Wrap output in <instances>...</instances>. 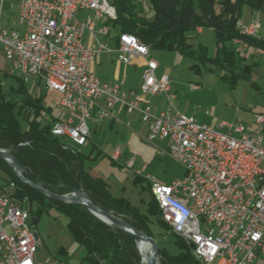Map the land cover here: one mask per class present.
I'll use <instances>...</instances> for the list:
<instances>
[{"label":"built area","instance_id":"1","mask_svg":"<svg viewBox=\"0 0 264 264\" xmlns=\"http://www.w3.org/2000/svg\"><path fill=\"white\" fill-rule=\"evenodd\" d=\"M115 9L111 0H20L21 29L0 28V54L9 74L60 94L52 134L65 141L66 149L80 151L88 144L97 103H106L101 117L123 105L148 127L147 142L166 141L170 156L186 170L170 186L146 178L163 221L193 245L194 259L200 264H264V114L250 126L221 123L216 129L173 107L155 111L148 100L169 97L170 79L157 76L159 65L149 47L129 34L119 36L118 58L125 65L145 61L139 88L127 91L103 83L88 68L98 55L113 52L105 43L110 26L100 22L113 23ZM81 12H88L84 20ZM260 30L259 20L240 27L242 35L264 40ZM87 34L93 45L86 44ZM255 52L264 55L262 49ZM120 156L119 150L114 160ZM125 166L134 169V160ZM14 188L10 184L0 193V264H66L37 260L41 240L26 204L12 198Z\"/></svg>","mask_w":264,"mask_h":264},{"label":"trees","instance_id":"2","mask_svg":"<svg viewBox=\"0 0 264 264\" xmlns=\"http://www.w3.org/2000/svg\"><path fill=\"white\" fill-rule=\"evenodd\" d=\"M111 1L117 13L112 27L120 35L137 37L151 52H173L191 58L208 72L217 69L232 87L240 81H249V75L237 72L252 69L245 64L248 58L235 49L234 42L247 44L251 56L254 49H264L263 40L243 36L238 29L244 8L264 12V0H150L151 19L139 7V0ZM199 29L214 31L216 53L213 57L205 47L191 42ZM57 120L56 110L23 82L17 80V86H11L7 93L0 83V149L7 150L23 165L27 181L59 196L81 191L95 206L151 238H155L153 228L163 231V226L169 227L152 192V200L144 207H137L128 199L113 196L103 179L93 177L87 170L89 157L82 151L64 148L65 141L52 134ZM0 170L11 175V183L15 185L11 196L27 203L35 223L44 212L52 210L68 220V229L85 250L88 262L142 264L130 235L105 224L81 205L45 196L21 181L12 166L1 158ZM175 235L170 236L174 238L177 252L172 254L159 245V264H200L193 257L192 248Z\"/></svg>","mask_w":264,"mask_h":264},{"label":"rangeland","instance_id":"3","mask_svg":"<svg viewBox=\"0 0 264 264\" xmlns=\"http://www.w3.org/2000/svg\"><path fill=\"white\" fill-rule=\"evenodd\" d=\"M139 1V7L143 8L148 18H152L153 13L149 10L150 0ZM19 2L20 0H0L2 28L10 29L16 26ZM87 14L88 12H81L79 13V18L84 20ZM257 20L260 21L261 26L264 25V12L257 13L256 11H252L248 7H245L241 18L242 23L239 22L238 24L239 31L241 26H248ZM260 37H262L261 30ZM191 42L205 47L211 57L216 53V38L214 33L210 31H206L202 36H194ZM234 43L242 45L243 55L249 54L248 52H250V48L247 44L242 43L241 41H235ZM244 45H246L247 48H245ZM256 49L253 50L255 55L264 56L256 53ZM151 58L160 65L161 72H168L169 74L171 82V91L169 95L174 109L196 118L200 123H246V120L249 119L251 115L257 113V100L261 99V96L258 94L257 88L252 86L253 83L257 84V78H254L251 83L240 81L236 86L232 87L230 83L221 78L220 72L217 69L214 72H208L203 66L197 63V61L191 58L165 51H152ZM245 64L251 66L252 69H249L246 72L240 70L237 73L244 72L245 75H249L248 80H251L257 75V66L250 65L247 62ZM17 80L26 84L29 90L36 96H41L43 98L46 105L55 109V105L58 104L60 100V94L48 91L44 84L39 81L25 82L10 75L8 63L0 54V83L2 84L4 92L7 93L11 86L16 87ZM195 86H198L199 88H195ZM89 127H91L90 121ZM156 143L157 142L152 144L148 142H136L128 148H125L123 144L119 145L118 149H122L123 157L132 158L134 160V169H128L126 166H124V168L114 166V171H110V168L106 166L108 164L107 162L99 165V171L104 174L103 176H107L113 180L118 186L119 193L122 196L130 198L135 206L147 205L152 200L151 182L147 180V175L153 177L154 181L162 186H170L172 183L182 180L186 175L185 168L173 160L169 154V150L167 151L164 150L165 148H162L160 153H158L154 147V144L156 145ZM82 149L80 151H82ZM1 159L4 160L3 158ZM4 161L7 165L12 166L13 168L11 162ZM144 166L147 167V170L141 177L142 179L135 178L136 171H141ZM96 172H98V170ZM0 175L2 176L1 173ZM3 180L4 179L0 177V184H3ZM11 182L12 177L11 180L3 186L0 193L10 186V184H12ZM25 204L27 207V203ZM33 212L34 214L37 212L36 205L33 207ZM33 224L34 231L41 240L40 249L37 254V260L39 262H44L46 259L53 258L66 264H89L85 260V250L75 241L73 235L68 229V220L64 216H60L54 210L49 211V213L44 212L37 223H35L33 219ZM163 227L166 232L164 230L162 231L153 228L155 238H152L157 243L158 248L159 245L166 247L172 254H174L177 252V247L173 242L174 238L170 236L174 234V232L171 231L169 227ZM175 236L180 241L186 243L178 235ZM159 261L160 257L158 258L157 264H159Z\"/></svg>","mask_w":264,"mask_h":264},{"label":"crops","instance_id":"4","mask_svg":"<svg viewBox=\"0 0 264 264\" xmlns=\"http://www.w3.org/2000/svg\"><path fill=\"white\" fill-rule=\"evenodd\" d=\"M1 16L2 15L0 14V28H2ZM18 18L19 15L17 13L15 27H12L10 29L7 28H2V29H6V30L21 29V26L19 25L18 22ZM100 23L104 25L107 24L110 26V35L109 37L105 38V43L107 44L108 48L113 52L102 53L98 55L96 59L89 65L88 68L89 72L94 73L97 77H99V79L103 83H106L108 85H119L123 90H127V91L138 89L141 84L145 61L141 58H138V59H134L132 63L128 65H125L122 62H120L117 52L119 46L120 34L116 30H113L112 24L108 20L104 19ZM206 31H210L214 33V31L210 29L209 30L199 29L196 32L195 36H202L205 34ZM261 36L264 37V25L261 26ZM85 42L88 46L93 45L92 38L90 37V35L88 34L86 35ZM234 47L236 50H239L243 54L242 51L243 47L241 44L234 43ZM244 55H246L248 58L247 59L248 64L257 66L256 69L257 75L253 77L251 80L246 82L251 83V81L254 78H257V84L253 83L252 86L257 88L258 94L261 96V99L257 100V113L251 116L249 115L250 117L249 119L246 120V123L241 122L245 126H250L254 124L256 115L264 114V93H263L264 56H259L255 54L251 56L250 53ZM163 75H167L169 77L168 72H161L159 65V68L157 70V76L161 77ZM195 88H199V87L195 86ZM148 102L157 112L173 107L170 99V95L169 97L167 95H160L158 97L149 99ZM105 110H106L105 101H100L93 107L91 112L92 117L90 120L91 127H89L90 139L88 144L85 147H83L82 152L89 157V161L87 162L88 172L93 177L103 179L108 184L109 190L113 196L117 198H124L130 200V198L126 196H122L119 193L118 186L115 184L113 180H111L107 176H103L104 174H102L101 171H99V165L107 162L108 164L106 166L110 168L109 169L110 171H114V166H118L119 168H124L125 162L128 159H132V158H124L122 149L121 148L118 149L119 145L123 144L125 148H128L136 142L137 143L147 142L146 139L149 134V129L146 125L140 122L138 118L130 117L126 112L125 107L121 104L116 105L113 110H110L108 117H101V114ZM64 117H66V113L63 115V118ZM201 124H205V123H201ZM206 124L211 125L216 129H219V125H220L217 123L214 124L206 123ZM155 142L157 143L156 145L154 144V147L156 148L158 153H160L162 148H165L164 150L168 151V143H166V141H155ZM119 150L121 151V156L117 160H114V155ZM134 168H135V164H134ZM97 170L98 172H96ZM0 173L2 174V176L0 175V177L4 179L3 184H0V191H1L3 189V186L7 184L8 181L11 180V175L6 171H0ZM135 178L142 179L141 177L139 178L136 175ZM137 207H144V206L141 205ZM88 263L92 264L90 262ZM253 264H260V263L258 260H256Z\"/></svg>","mask_w":264,"mask_h":264},{"label":"water","instance_id":"5","mask_svg":"<svg viewBox=\"0 0 264 264\" xmlns=\"http://www.w3.org/2000/svg\"><path fill=\"white\" fill-rule=\"evenodd\" d=\"M0 157L3 158L4 160H6L7 162H11L13 164V168H14L15 172L17 173L18 177L22 181H24L28 184H31L29 181H27L24 178V176H23L24 167L17 159H15L6 150H2V149H0ZM31 185L49 197L58 199L62 202L76 203V204H80V205L86 207L95 217H97L99 220H101L105 224H107L109 226H113L117 229H120L123 232H125L126 234L130 235L136 242L137 249L139 252V256L141 257V260H142L143 257H142V254L140 252V249L138 247V242H137V235H140L142 238H144L148 242H150L153 245V248L155 249V260L153 262H151L150 264H156L157 263V260L160 257V252H159L158 245L153 238L146 236L144 233H142L138 229L128 225L127 223L123 222L122 220L118 219L117 217L113 216L112 214L107 213V212L103 211L102 209L98 208L81 191H76L74 193V196H69V195L59 196V195L51 194L48 191L44 190L43 188H41L37 185H34V184H31ZM191 248H193V245L191 246Z\"/></svg>","mask_w":264,"mask_h":264},{"label":"bare ground","instance_id":"6","mask_svg":"<svg viewBox=\"0 0 264 264\" xmlns=\"http://www.w3.org/2000/svg\"><path fill=\"white\" fill-rule=\"evenodd\" d=\"M116 17H117V13L115 9V18ZM138 41L140 42L139 39ZM140 44L144 45L141 42ZM137 242H138V247L140 249L142 257H143L142 264H150L151 262H153L155 260V249L153 248V245L150 242H148L146 239L142 238L140 235H137Z\"/></svg>","mask_w":264,"mask_h":264}]
</instances>
